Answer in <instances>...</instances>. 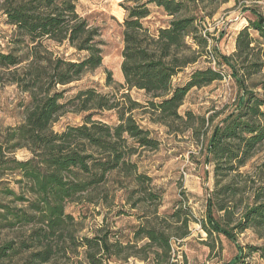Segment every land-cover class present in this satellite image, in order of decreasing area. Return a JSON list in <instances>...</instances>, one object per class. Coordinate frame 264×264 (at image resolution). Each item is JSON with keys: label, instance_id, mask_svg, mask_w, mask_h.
Listing matches in <instances>:
<instances>
[{"label": "trees", "instance_id": "1", "mask_svg": "<svg viewBox=\"0 0 264 264\" xmlns=\"http://www.w3.org/2000/svg\"><path fill=\"white\" fill-rule=\"evenodd\" d=\"M76 1L0 2L6 23L14 29L11 43L28 49L24 57L12 48L0 51V73H7L9 82L28 94L20 124L0 136V231L13 235L0 244V264H63L78 249L86 264H109L110 258L119 259L122 253L126 259L161 264L170 258L173 241L190 236L194 220L182 200L158 214L160 197L151 188L152 180L131 158L157 150L159 142L140 126L135 114L140 112L175 135L189 132L197 138L211 128L213 117L191 111L181 115L179 109L191 90L222 81L221 71L207 66L191 70L184 81L178 77L206 53L209 35L200 30L204 17L195 14L199 5L228 0H123V85L106 93L88 87L66 99V90L58 88L96 71L104 58L100 33L77 14ZM153 12L168 18L167 24L153 29L145 25ZM254 15L236 34L234 52L216 60L217 66L229 71L238 94L233 111L212 126L203 155L204 163L212 166L216 189L209 195L200 227L207 236L215 234L233 243L235 230L250 229L264 238V182L249 192V202L232 224L242 204L237 197L246 192L244 185H238L240 169L264 145V100L255 92L264 91V80H255L264 76V22ZM44 42L66 44L83 56L77 61L41 56ZM112 84L108 73L106 87ZM132 90L142 93V102L131 98ZM66 113L81 115V123L53 130ZM106 113L113 114L114 123L103 121ZM18 150L27 151L29 158H14ZM4 176L15 179V188L4 182ZM110 182L126 201L136 197L133 208L146 203H155L156 208L143 214L144 224L136 227L132 242H109L106 235L77 237V224L66 206L81 199L91 203L92 193ZM5 199L21 207L12 208ZM247 247L244 254L237 246L227 264H248L245 259L252 253L264 261V246Z\"/></svg>", "mask_w": 264, "mask_h": 264}, {"label": "rangeland", "instance_id": "2", "mask_svg": "<svg viewBox=\"0 0 264 264\" xmlns=\"http://www.w3.org/2000/svg\"><path fill=\"white\" fill-rule=\"evenodd\" d=\"M2 0H0L1 2ZM123 0H77L76 12L86 19L89 25L100 33V39L104 43V58L102 66L94 72L82 76L78 81L59 87L66 90L65 98L72 97L78 90L95 88L99 92L117 91L123 85L120 72L121 50L123 47L121 36V23L124 11L120 4ZM195 14L204 17L200 30L207 33L208 46L206 53L193 65V69H187L184 75L178 77L184 81L187 74L194 69L212 67L221 71L223 79L201 89H193L187 95L183 105L179 109L181 115L191 111L195 115L205 118L213 117L212 126L219 124L221 120L233 111L238 91L224 66H217L218 55H231L234 52V38L236 34L249 22L255 19L257 13L264 22V0H228L226 2H204L199 5ZM155 11V10H154ZM169 21L157 12L144 21L151 29L165 26ZM264 26V23H263ZM14 29L5 21V16L0 11V51L7 52L15 49L14 54L27 56L28 49L24 46L16 47L11 43ZM44 50H39L41 56L50 55L51 58H61L66 61H77L82 58L74 49L66 44L56 45L50 42L43 43ZM215 50V52H214ZM110 73L113 84L106 87V75ZM0 73V136L7 128L15 127L22 120L24 106L28 103V94L22 92L16 85L9 82L10 76ZM178 79H175L174 83ZM264 80V76L257 80ZM2 84V85H1ZM264 100V91H256ZM132 99L142 102V93L132 90L129 92ZM264 111V106L262 108ZM135 117L141 127L152 132V136L159 142L155 151H141L139 155L131 158L140 173L151 178L152 190L160 197L158 214L171 209L176 202L183 201L189 208L193 222L190 224V236L181 241L172 242L170 258L161 264H227L238 251L243 248V253L248 251L247 246L263 247L264 238L260 239L256 234L247 229L242 233L235 230L236 243L228 241L222 236L212 234L207 236L200 227V221L204 220L209 195L216 189L214 185L212 166L204 163V152L207 140L211 134V128L197 138L189 132L174 134L167 132L165 128L152 124L145 115L140 112ZM103 121L114 123L112 113H106ZM81 115L66 113L58 118L53 125V130L61 131L67 126H75L81 123ZM17 160L29 158L25 150H18L13 154ZM243 173L242 181L238 185L245 187L246 192L239 195L242 204L236 211L234 223L240 218L244 204L249 202L250 191L258 184L264 182V145L257 149L248 164L240 169ZM248 177L254 180L249 181ZM3 180L9 187L15 188L14 178L4 176ZM91 203L80 201L68 204L66 212L72 214L79 232L77 237L92 238L106 235L109 242L118 240L122 244L133 241V232L139 224H144L143 214H150L156 208L155 203H146L144 207L133 208L136 197L126 201L122 191L113 182L100 187L92 193ZM106 196V197H105ZM86 198V197H84ZM11 199H5L10 207H21L18 203H9ZM239 200V199H238ZM219 216V214H218ZM221 216V213H220ZM9 231H0V244L12 238ZM140 244V243H139ZM138 244V245H139ZM78 249V254L72 260H62L63 264H86ZM109 259V258H108ZM109 264H151L140 262L134 258H125L122 253L119 259H109ZM248 264H264L258 253H252L245 259ZM106 264V263H103Z\"/></svg>", "mask_w": 264, "mask_h": 264}]
</instances>
